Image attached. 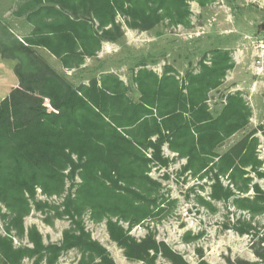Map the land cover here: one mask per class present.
Wrapping results in <instances>:
<instances>
[{
    "label": "trees",
    "instance_id": "obj_1",
    "mask_svg": "<svg viewBox=\"0 0 264 264\" xmlns=\"http://www.w3.org/2000/svg\"><path fill=\"white\" fill-rule=\"evenodd\" d=\"M193 1L204 8L216 0H49V6L47 0H20L15 15H27L35 24L31 36L23 40L0 22V55L16 62L14 71L19 81L0 102V204L9 212L4 214L0 208V219L5 222V234L0 232V264H23L26 259L33 264H58L61 256L73 249L82 253L78 264H116L108 250L86 231L82 220L85 211H90L94 222L107 221L111 239L124 249L127 259L157 264L161 255L173 264H188L152 232L141 240L130 234L142 223L163 216L166 204H172L160 196L162 185L149 175L151 165L170 163L162 154V139L147 143L128 134L127 128L145 117L143 109L128 119L127 101H121L124 96L116 100L110 94L118 93L119 80L115 88L103 82L99 86L96 78L77 87L38 51L55 56L64 69L78 68L86 56L97 54L104 41H118L123 36L118 16L143 31L165 20L189 27ZM96 23L99 30L93 28ZM109 25L112 29L104 30ZM210 55V64L207 57L202 59L200 74L188 73L178 90V98L191 109L205 102L206 93L218 87L234 67L230 50L216 49ZM249 115L248 111L246 121ZM150 146L154 152L148 157ZM240 153L231 151L222 156L204 175L198 173L207 166L196 165L195 157L189 156L185 171L202 179L212 175V201H232L236 208L253 216L264 214V191L258 186L253 197L241 196L248 192L251 179L244 178L246 172L234 161L239 158L240 163L247 164L253 153ZM230 161L231 183L226 187L221 177ZM255 164L261 165L259 161ZM77 177L81 182L74 184L76 192H69L64 203V214L72 218L73 227L65 231L61 243L45 244L36 227L25 228V219L34 207L50 208L37 199L38 191L48 197L60 196L67 182ZM238 180L247 188H239ZM201 202L216 211L212 202ZM121 221L129 228L125 229ZM25 238L29 245L15 244V239Z\"/></svg>",
    "mask_w": 264,
    "mask_h": 264
},
{
    "label": "rangeland",
    "instance_id": "obj_2",
    "mask_svg": "<svg viewBox=\"0 0 264 264\" xmlns=\"http://www.w3.org/2000/svg\"><path fill=\"white\" fill-rule=\"evenodd\" d=\"M17 3V0H0V22L9 29L4 18L12 16ZM190 6L191 26L174 27L169 20H165L148 32H124L117 41L120 47L113 57H95L76 70L64 69L58 59L44 50L38 52L56 71L65 73L77 87L99 78L103 72L114 71L129 85L132 96L136 94L132 84L133 75L140 67L147 65L157 70L158 65L165 62L166 66H175L178 71H187L196 68L205 57L210 59L211 51L216 49L230 50L233 55L245 51L250 62L257 61V69L262 68L264 72V51L259 49L257 53L255 50L256 45L264 43V33L256 37L257 27L264 22V0H216L204 8L193 1ZM15 33L20 35L21 32ZM15 66L16 62L5 60L0 55V102L19 85ZM249 81L253 83L251 75ZM228 90L230 86L220 97ZM164 156L169 158V165H151L149 175L162 185L160 196L172 204H166L167 211L163 216L133 228L131 236L141 240L152 232L159 242L166 243L188 264H264V214L253 216L248 211L236 208L232 201H212L211 174L210 178L202 179L185 171L186 161L166 148ZM80 182L79 177L68 181L65 193L60 196L48 197L39 190L37 199L49 204L50 208L39 210L34 207L25 219V228L36 227L45 244L61 243L65 231L73 227L72 218L64 214V203L69 192H76L75 185ZM222 182L230 185L228 178H223ZM256 182L264 191V178L256 179ZM252 195V191L241 194L243 197ZM201 199L212 202L216 211L203 206ZM0 208L4 214L9 213L1 204ZM82 220L86 231L108 250L116 264H142L127 259L124 249L111 239L106 220L92 221L90 211L83 213ZM120 224L125 229L129 228L128 223L121 221ZM243 230L248 232H241ZM0 232L5 234L2 219ZM15 244L27 246L29 242L27 238L15 239ZM81 258L82 253L73 249L65 252L58 264H78ZM23 264H33V261L26 259ZM157 264L173 263L160 255Z\"/></svg>",
    "mask_w": 264,
    "mask_h": 264
},
{
    "label": "crops",
    "instance_id": "obj_3",
    "mask_svg": "<svg viewBox=\"0 0 264 264\" xmlns=\"http://www.w3.org/2000/svg\"><path fill=\"white\" fill-rule=\"evenodd\" d=\"M17 2L15 10L11 13L12 16L3 18L9 24L11 32L23 40L31 36L35 24L28 19L27 15H15L20 0ZM47 6H49V0H47ZM45 21L49 23V19ZM117 23L121 26L123 33L144 32L125 23V19L120 16L117 17ZM181 26L177 25V27ZM93 28L99 30V24L96 23ZM109 29H112L111 25L104 28V30ZM16 31L21 32L20 35L15 33ZM119 47L117 41H104L97 54L94 57L86 56L85 62L80 67L95 57L104 59L113 57ZM51 56L57 59L55 56ZM232 58L234 67L227 72L225 78L221 80V84L208 91L206 101L192 109L189 103L183 102V99L178 98L177 94L188 73L200 74V65L187 71H178L175 66H166L165 62L159 64L157 70L147 65L142 66L133 75L132 84L137 94L133 96L130 93L129 85L114 71L103 72L96 79L99 81V86L103 82L112 88L116 87L117 80L120 81L121 86L117 89L118 93L110 94L116 97V100L121 95L124 96L121 101L126 99L125 109L130 110L126 117L128 119L135 118L142 109L145 112V117L139 123L127 128L128 134L134 140L138 139L147 143H157L162 139L163 156L166 148L170 153L186 161L184 169L189 163V156L195 157L196 165L207 166L206 169L198 173L204 175L207 170L211 171V168L219 163L222 156L231 151H240L244 155L252 152L253 156L248 157L247 164L240 163L239 158L235 159L234 164L246 172L245 179H251V182L247 184L248 192L252 191L255 195V185L263 190L256 179L264 178V162L257 154L259 147L264 146V72L257 71V61L250 62L245 51L237 55L232 53ZM209 60L208 58L207 64H210ZM250 75L253 83L249 81ZM175 82H179V86H176ZM83 84L89 85V82ZM229 86L230 90L220 97L221 93ZM185 106L187 109H184ZM248 111L250 115L246 121ZM237 127L240 129L234 131ZM187 133L190 135L187 136ZM174 135L179 137L174 138ZM153 152L154 149L151 146L146 150L148 157H151ZM164 158L166 157L164 156ZM166 159L169 160V158ZM256 161H259L261 165L257 167ZM230 164L231 161L226 167L224 166L221 181L223 178H228L230 181L229 177L232 172V169L229 168ZM256 167L257 169H255ZM237 183L239 188H247L242 181L238 180ZM223 185L227 187L224 183ZM231 188L236 190L233 185Z\"/></svg>",
    "mask_w": 264,
    "mask_h": 264
},
{
    "label": "built area",
    "instance_id": "obj_4",
    "mask_svg": "<svg viewBox=\"0 0 264 264\" xmlns=\"http://www.w3.org/2000/svg\"><path fill=\"white\" fill-rule=\"evenodd\" d=\"M259 49L264 51V43H260V44L255 46V50H256L257 53H258ZM258 72L262 73V68H259ZM258 153H260V155H259L260 159L263 160L264 159V147L263 146L260 147Z\"/></svg>",
    "mask_w": 264,
    "mask_h": 264
},
{
    "label": "water",
    "instance_id": "obj_5",
    "mask_svg": "<svg viewBox=\"0 0 264 264\" xmlns=\"http://www.w3.org/2000/svg\"><path fill=\"white\" fill-rule=\"evenodd\" d=\"M264 33V22L257 27L256 37Z\"/></svg>",
    "mask_w": 264,
    "mask_h": 264
}]
</instances>
